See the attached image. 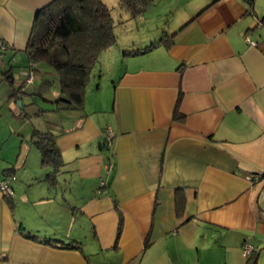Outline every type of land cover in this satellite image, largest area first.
<instances>
[{
    "label": "crops",
    "instance_id": "obj_1",
    "mask_svg": "<svg viewBox=\"0 0 264 264\" xmlns=\"http://www.w3.org/2000/svg\"><path fill=\"white\" fill-rule=\"evenodd\" d=\"M50 1L0 0V122L17 141H0V264H246L245 242L264 264V0L153 2L165 42L104 50L82 110L53 102L48 69L19 106L22 49ZM104 82L111 98L88 95ZM33 130L55 135L58 170Z\"/></svg>",
    "mask_w": 264,
    "mask_h": 264
},
{
    "label": "trees",
    "instance_id": "obj_2",
    "mask_svg": "<svg viewBox=\"0 0 264 264\" xmlns=\"http://www.w3.org/2000/svg\"><path fill=\"white\" fill-rule=\"evenodd\" d=\"M153 2L154 0H119V5L131 17H135L143 14ZM114 24L110 8L103 0H51L37 9L26 46L22 49L25 55L22 57L27 67L25 75L31 72L33 79L28 83L24 76L19 88L14 89L9 97H18L17 92L32 84L40 70L48 69L55 75L58 91V96L52 99L53 102L59 104V108L63 105L82 110L87 86L94 80L95 74H101V69L92 70L99 64V55L110 46H121L118 45L113 30ZM164 40L163 37L158 39L159 42ZM2 42L6 49L5 41ZM153 46L155 43L151 42L133 52L148 50ZM125 51L127 50L123 49L124 53L131 52ZM20 60L22 59L17 56L10 58L11 64ZM39 93L41 92L36 90L35 93L30 92L37 100L32 97L29 106L41 99ZM22 105L26 104L22 102ZM43 110L39 108L35 110V114ZM25 113L30 116L27 110ZM30 138L40 153L41 165L51 167V172L58 170L62 159L55 143V135L50 131L33 130ZM102 145L107 149L110 147L104 139ZM2 179L10 182L9 176ZM29 236L35 237L31 234ZM258 255V250H252L247 255L246 264H258Z\"/></svg>",
    "mask_w": 264,
    "mask_h": 264
},
{
    "label": "rangeland",
    "instance_id": "obj_3",
    "mask_svg": "<svg viewBox=\"0 0 264 264\" xmlns=\"http://www.w3.org/2000/svg\"><path fill=\"white\" fill-rule=\"evenodd\" d=\"M103 1L109 6L110 11H111V16L115 22L113 30L117 37V42L119 43L118 45H121V46L123 44L128 45L132 41H135V42H138V44H141V42H143L142 45L144 46L145 44H149L163 37V33L167 29L166 28L167 26L164 24L165 21H164V18L161 17L162 15H157L158 13H157V10L153 8L154 6H149V8H147V10L141 15L131 17L127 12H125L120 7L119 0H103ZM167 1L168 0H154V3L159 2V3L164 4ZM125 47L127 48L126 50L129 49V47L127 46ZM92 70L95 71L96 67L93 68ZM105 74H108V73H105ZM24 76H25V80H27V75H24ZM93 83H95L94 80L92 81L91 85ZM109 85H111L109 84V82H104L101 86H99L98 89L90 90L88 92V95H91V93H95L97 91V93H99L100 95V98L104 97L105 99H109L111 98V88ZM35 100L37 99L35 98ZM12 103L14 105L15 101ZM49 117L50 116H48V118ZM14 119L16 118L14 117ZM45 119L46 118L44 119L40 118V119L35 120V117H33V121L37 123L38 122L45 123ZM1 125H3L4 128H6V125L0 122V141L4 140L3 141L4 149L6 150L7 153L10 154L11 151L15 150L14 148L17 142L15 140L16 136L15 134H9L8 128L2 129ZM41 127L47 128L46 126L44 127L43 125ZM33 151L34 150H31L30 152L32 153Z\"/></svg>",
    "mask_w": 264,
    "mask_h": 264
},
{
    "label": "built area",
    "instance_id": "obj_4",
    "mask_svg": "<svg viewBox=\"0 0 264 264\" xmlns=\"http://www.w3.org/2000/svg\"><path fill=\"white\" fill-rule=\"evenodd\" d=\"M245 40L250 42L251 44L255 45L256 43L252 40L249 39V35L246 34L245 35ZM5 49V45L2 41H0V50H3ZM32 73L29 72V74L27 75V82H31L32 81ZM112 132L110 131V129H105V138H104V141L106 142V144L108 146L111 145V138H112ZM111 164H108V169L110 168ZM260 173H253V174H249L247 176L248 180H251L252 182H256L258 181L261 177H260ZM0 189L5 193V194H12V188L8 182L7 179H0ZM242 249H243V253L245 254H248L252 251V245L245 242L242 246Z\"/></svg>",
    "mask_w": 264,
    "mask_h": 264
},
{
    "label": "water",
    "instance_id": "obj_5",
    "mask_svg": "<svg viewBox=\"0 0 264 264\" xmlns=\"http://www.w3.org/2000/svg\"><path fill=\"white\" fill-rule=\"evenodd\" d=\"M17 104L21 106V101L20 100H17Z\"/></svg>",
    "mask_w": 264,
    "mask_h": 264
}]
</instances>
